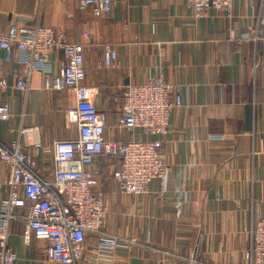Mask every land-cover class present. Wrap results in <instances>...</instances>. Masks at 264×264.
Instances as JSON below:
<instances>
[{"label": "crops", "instance_id": "0c3cea01", "mask_svg": "<svg viewBox=\"0 0 264 264\" xmlns=\"http://www.w3.org/2000/svg\"><path fill=\"white\" fill-rule=\"evenodd\" d=\"M79 1L0 0V32L6 34L12 22L46 25L63 33L68 42L83 45L85 82L94 89L106 139L157 137L119 126L121 103L113 97L127 85L145 83L162 69L168 81L181 86L182 105L171 113L168 132L157 137L167 163L164 184L155 180L146 194H122L112 178L117 160L98 157L108 206L103 230L142 244L121 249L120 260L243 261L250 229L264 216V43L245 40L248 28L264 12V0H236L230 16L212 8L204 18L184 0H121L99 18ZM107 45L118 51L112 68L104 63ZM19 57L16 48L10 59L0 49V81L6 82L0 86V104L11 109V117L0 121V140L23 143V132L37 127L39 144L31 142L24 150L34 155L40 174L52 179L53 144L78 136L67 118L76 97L71 89L45 88L40 71L34 72L27 90H20ZM62 58L61 51L51 54L55 75ZM7 172L0 161V183ZM7 195L2 185L0 201ZM19 212L24 215L27 209ZM25 231V219L10 225L15 264H45L48 242L26 238ZM96 240L88 237L86 255L94 253ZM155 249L173 255L166 257Z\"/></svg>", "mask_w": 264, "mask_h": 264}, {"label": "built area", "instance_id": "2783aa9c", "mask_svg": "<svg viewBox=\"0 0 264 264\" xmlns=\"http://www.w3.org/2000/svg\"><path fill=\"white\" fill-rule=\"evenodd\" d=\"M121 0H80L82 8L91 7L95 17L108 15ZM199 18L215 8L229 16L236 0H184ZM245 40L264 43V12L248 28ZM20 53L22 72L17 87L27 90L35 71L45 75V88L71 89L75 104L67 110V118L78 129V136L58 140L53 144V178H44L37 169L34 155L24 146L39 144L37 127L23 132L19 139L6 144L0 140V161L6 164L7 175L0 188L8 189L7 198L0 201V264H15L16 252L9 245L10 225L25 219L26 238L45 240V264H126L120 260L121 249L142 245L136 238H124L103 230L108 212L102 171L97 160L107 156L117 160L112 178L122 194H146L153 181L164 184L167 163L162 157L161 140L170 127L174 109L182 105L181 86L166 79L160 69L145 83L129 84L113 97L121 103L119 126L127 131L140 128L149 135L147 140H110L104 137V121L95 104L94 89L86 84L83 45L70 43L65 35L46 25L21 26L10 23L7 33L0 32V49L10 59L13 49ZM61 51V70L55 75L51 54ZM118 51L106 46V67L116 66ZM0 86H6L0 81ZM11 117L8 104H0V121ZM211 138L222 139L213 135ZM32 140V141H31ZM27 209L21 214L19 209ZM96 236L94 253L86 255L88 237ZM163 256H172L155 249ZM107 257L108 261L102 258ZM243 261H222L217 264H264V216L257 217L250 229V243ZM188 260V259H187ZM191 264L201 263L189 259Z\"/></svg>", "mask_w": 264, "mask_h": 264}]
</instances>
